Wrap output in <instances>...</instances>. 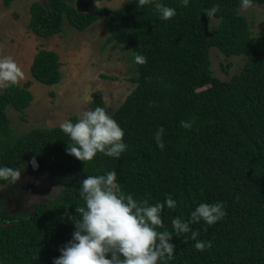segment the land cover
<instances>
[{
  "label": "trees",
  "instance_id": "16d2710c",
  "mask_svg": "<svg viewBox=\"0 0 264 264\" xmlns=\"http://www.w3.org/2000/svg\"><path fill=\"white\" fill-rule=\"evenodd\" d=\"M77 1L48 0L46 5L35 0L29 27L49 39L64 34L67 26L83 32L106 19L104 47L114 44L129 52L137 86L115 111L101 96H95L90 110L104 107L124 130L128 147L119 158L97 154L82 162L66 153L71 141L59 126L15 134L9 109L24 113L31 106L34 81L53 86L63 77L59 55L41 48L30 68L33 79L0 93V167L23 171L36 156L40 174L49 173L61 191L37 203L27 217L0 218V264H53L72 239L73 222L81 219L76 213L84 206L81 181L113 170L120 192L152 205L164 202L167 194L177 201L174 210L165 205L164 228L158 229L171 232L176 245L166 264H264V23L254 35L241 0H189L187 7L182 0H159L175 8L169 20L161 19L153 4L138 8V0L116 9L98 7L103 0H93L90 12L79 9ZM12 2L4 0L7 7ZM253 4L264 6V0ZM214 5L219 11L209 19L205 10ZM212 19L218 21L213 29ZM1 43L0 36V48ZM212 48L227 59L245 56L246 63L222 80L212 70ZM135 53L147 63H135ZM160 127L164 150L155 139ZM9 185L0 180V191ZM216 202L225 205L222 220L190 223L199 232L197 240L212 241L210 249L196 250L191 232L176 237L173 218L190 222L200 203Z\"/></svg>",
  "mask_w": 264,
  "mask_h": 264
},
{
  "label": "clouds",
  "instance_id": "9594fccd",
  "mask_svg": "<svg viewBox=\"0 0 264 264\" xmlns=\"http://www.w3.org/2000/svg\"><path fill=\"white\" fill-rule=\"evenodd\" d=\"M82 1L87 3V7L93 6L90 0ZM188 3L189 0H182V6L187 7ZM148 4L154 5L163 20L176 16L175 8L159 0H138L137 6L139 8ZM241 7H253V0H241ZM218 11L219 5H214L205 10V15L211 19ZM134 62L145 64L147 58L135 53ZM23 76V70L15 59L0 56V88L16 85ZM183 126L190 127L187 124ZM59 127L71 141L67 144L66 153L82 162L93 160L97 154L119 158L128 147L123 142L124 130L104 107L84 110L76 122L66 119ZM164 131L160 127L155 134L157 146L161 150L165 148ZM28 164L34 170L39 167L36 156ZM25 169L0 167V180L9 181L12 185L21 180L27 183L32 178L22 175ZM116 181L117 173L114 170L106 175H90L81 181L80 195L84 206L76 207L81 219L73 222L75 231L72 239L59 249L61 255L54 258L53 264H166L167 260L172 259L176 248L171 242L173 234L167 229H158L164 228L161 213L165 205L174 210L177 201L167 194L164 202L152 205L147 199L141 201L132 194L120 192ZM226 215L225 205L221 202L200 203L191 212L190 222L176 217L171 224L176 237L191 232V240L196 241L195 249L203 252L212 247V241L197 240L199 232L192 231L190 223L203 220L213 225ZM184 242L187 243V240Z\"/></svg>",
  "mask_w": 264,
  "mask_h": 264
},
{
  "label": "rangeland",
  "instance_id": "374dc122",
  "mask_svg": "<svg viewBox=\"0 0 264 264\" xmlns=\"http://www.w3.org/2000/svg\"><path fill=\"white\" fill-rule=\"evenodd\" d=\"M35 0H13L7 7L0 0V56H11L17 61L24 76L19 86L32 80L30 71L35 56L41 48L55 51L61 62L62 80L53 86L34 81L31 91L34 100L24 113L9 109L8 115L16 135L28 133L42 127H56L73 116L80 117L84 110H90L95 96H101L107 106L115 111L136 88L132 81L137 76L129 60V52L123 46L114 44L104 47L108 38V23L101 19L87 30L79 32L70 26L64 34L43 39L36 36L29 27L30 8ZM48 4V0H38ZM128 0H103L98 7L116 9ZM85 10L89 7H82ZM95 10V9H94ZM249 19L254 35L264 23V6L241 9ZM218 21L212 19V29ZM212 70L222 80H230L241 71L246 63L245 56L227 59L217 48L211 52ZM229 63L231 67L225 69ZM4 88H0V93ZM25 117V119H24ZM32 179L23 180L0 191V218L14 221L29 216L37 203L57 198L61 186L48 173L40 174L39 167L28 165L22 174Z\"/></svg>",
  "mask_w": 264,
  "mask_h": 264
},
{
  "label": "water",
  "instance_id": "95a60500",
  "mask_svg": "<svg viewBox=\"0 0 264 264\" xmlns=\"http://www.w3.org/2000/svg\"><path fill=\"white\" fill-rule=\"evenodd\" d=\"M81 1H82V0H79V1L77 2V7H78L79 9H80V8L83 9L82 7H86V6H81V4H82ZM90 1L93 2V0H90ZM87 6H88V5H87ZM93 7H94V4H93ZM83 10H85V9H83ZM85 11H86V12H90V11H88V10H85Z\"/></svg>",
  "mask_w": 264,
  "mask_h": 264
},
{
  "label": "flooded vegetation",
  "instance_id": "af4514ba",
  "mask_svg": "<svg viewBox=\"0 0 264 264\" xmlns=\"http://www.w3.org/2000/svg\"><path fill=\"white\" fill-rule=\"evenodd\" d=\"M81 3H82L81 6H86L87 5V3L85 1H82Z\"/></svg>",
  "mask_w": 264,
  "mask_h": 264
}]
</instances>
